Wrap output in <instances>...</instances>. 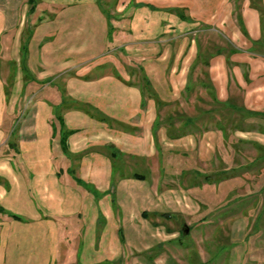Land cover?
Wrapping results in <instances>:
<instances>
[{
    "label": "crops",
    "instance_id": "crops-1",
    "mask_svg": "<svg viewBox=\"0 0 264 264\" xmlns=\"http://www.w3.org/2000/svg\"><path fill=\"white\" fill-rule=\"evenodd\" d=\"M120 1L110 39L99 0H36L31 12L20 0H0V264H178L165 223L175 207L185 210L191 202L178 190L162 194L160 176L152 186L150 178L124 171L160 173L162 145L180 141L190 148L179 151L191 152L194 134L215 138L225 151L218 141L228 139L226 125L264 133V0H234L244 46L212 52L196 39L208 20L201 5ZM211 7L219 14L224 5L213 0ZM134 26L149 34L142 41L152 48L141 50ZM132 42L137 53L127 51ZM176 92L183 102L173 99ZM192 92L202 104L192 105L201 124L197 117L174 121L173 102L182 107ZM159 109L168 110L166 120ZM226 110L238 119L224 121ZM170 127L181 134L173 136ZM235 142L232 155L243 156L239 146L247 143L264 157V146ZM250 163L220 172H249L259 164ZM227 210L220 220H231L234 229L246 214ZM234 231L242 237L244 229ZM248 232L264 235L257 227ZM229 256L231 264L245 262L241 251Z\"/></svg>",
    "mask_w": 264,
    "mask_h": 264
},
{
    "label": "rangeland",
    "instance_id": "rangeland-1",
    "mask_svg": "<svg viewBox=\"0 0 264 264\" xmlns=\"http://www.w3.org/2000/svg\"><path fill=\"white\" fill-rule=\"evenodd\" d=\"M150 1L163 5L168 4L170 0ZM212 1L213 0H191L195 6H202V9L205 10L204 15L208 12V20L204 21L205 26L199 29L198 36H196V39L200 41L202 50L205 52H212L216 47L225 44L244 46V44L241 43V40H244V38L238 29L235 13L232 10L234 0H218L224 5L222 13L220 12L219 14L216 12L214 13V9L211 7ZM237 1H239L240 4L247 2V0ZM35 4L36 0H20L21 6L30 7L29 12L33 10ZM99 4L107 15L108 35L109 38L112 39L116 31L114 23L116 17L114 13H112L115 9L114 4L120 7L122 1L99 0ZM229 10H231L230 13ZM25 19L28 20L29 18L26 16ZM145 20L149 21L151 19ZM121 26L125 36L130 39L132 30L129 29L128 22H122ZM148 30L150 31V28H148ZM133 32L136 35V40H141L142 42L140 43L141 50H146V47L152 48V45H154L152 41L149 43H143L142 41L146 40L148 37L149 34L147 32L143 33V30L137 28V26H134ZM137 46L138 43L136 42L126 44L129 53H137ZM138 49L140 51V48ZM116 51L121 52L122 50L116 49ZM138 80V82H142V79L139 78ZM194 93L195 92L191 93V102L183 103L182 107H179L173 102L175 109L171 110L172 113L170 116H172L174 121H177L180 117L184 118L186 116L197 117L198 120H200V111L192 105L196 104L202 106V104L197 101ZM175 94L173 99H179V101L183 102L180 94H178V92ZM204 100L208 101L205 95ZM22 101H24V97ZM212 105L213 107L217 106L215 104ZM217 107H219L220 110L223 109L220 105ZM16 111L17 118L24 115L23 107L17 108ZM167 111L168 110L164 112L162 109L158 110L163 118L162 120L167 119ZM223 114L224 121L228 123L238 119V115L230 111L226 110ZM173 119L171 120L172 122ZM200 122L201 120L198 122V125L201 124ZM162 126L165 127L167 125L165 124ZM226 126L231 130L228 139L224 140V142L223 140L218 141L224 144L225 151L221 144L217 147V142L214 137L213 140L200 141L199 136L194 134L196 136L189 138L192 147L195 148L191 152L187 151L190 147L186 145V143L181 145L180 141L171 142L170 145H162V148H160V151L163 153L160 157V163L162 165L160 173L152 171L148 174L147 170L141 169V167H129L124 171L125 174L129 176L142 174L146 179L150 178L152 186H154L156 180L160 176L162 194L168 192L169 189L178 190L191 202L190 205L185 207V210L181 209L182 211L178 207H175V215H172L167 223L164 222L170 228L169 233H174V235H171L173 241L169 246L175 247L174 249L177 250L176 262L178 264H231V261L233 262V257L231 259L229 254L233 256L234 253H239L240 251L245 261L244 264H248L253 258H257L264 263V235H262L263 237L259 235L254 236L255 234L251 236L249 232L247 233L248 229H253V227L264 229V166H260V164L262 165L261 162L264 157H261L262 153L254 150L256 148H253V145H246L247 143L240 144L241 146H239L241 148L240 152L244 153L246 156L243 155L244 157H239L232 155V146L235 147L238 145L233 144H236L235 141L237 138L251 141L252 144L264 146V133L259 131L243 132V130L234 132L232 129L238 128L237 124ZM240 126L242 127V125ZM243 127L245 129L252 128L249 126ZM171 130H173V136L175 135L178 137L181 134L176 127H172ZM164 135L167 136V132L164 133ZM230 138L232 139L230 140ZM163 139L167 142L164 136ZM184 148L187 150L182 152L179 151ZM224 153H226V155H223ZM256 156L258 157L256 158ZM252 160H254L256 164H259L254 167L255 169L249 172H220L223 169L222 166L233 168L235 165H246ZM254 162L250 164L253 165ZM233 175L238 176V178H233ZM228 176L230 178L224 181L225 184L223 182L220 183L223 177L226 178ZM192 186H199L201 188L195 190ZM190 189H192V193H190L191 191L189 192ZM227 208H230L231 211L235 208V212H244L246 214L244 215L245 218L241 217V220L234 224V229L237 228L240 231L244 229L242 237H237L238 234L234 231L232 227L233 222L231 220H220L224 217L222 209L227 210ZM199 215L204 218L198 220L200 218ZM184 227L189 229L186 235L182 232ZM262 233L260 232L258 234Z\"/></svg>",
    "mask_w": 264,
    "mask_h": 264
},
{
    "label": "trees",
    "instance_id": "trees-1",
    "mask_svg": "<svg viewBox=\"0 0 264 264\" xmlns=\"http://www.w3.org/2000/svg\"><path fill=\"white\" fill-rule=\"evenodd\" d=\"M64 140H65V137L62 138V144L64 143ZM134 176L137 177L138 179L141 177L139 175H134ZM10 217L17 219V217L16 216H13V215H10Z\"/></svg>",
    "mask_w": 264,
    "mask_h": 264
},
{
    "label": "water",
    "instance_id": "water-1",
    "mask_svg": "<svg viewBox=\"0 0 264 264\" xmlns=\"http://www.w3.org/2000/svg\"><path fill=\"white\" fill-rule=\"evenodd\" d=\"M182 232H183L184 235H186V234L189 232V229L186 228V227H184V228L182 229Z\"/></svg>",
    "mask_w": 264,
    "mask_h": 264
}]
</instances>
